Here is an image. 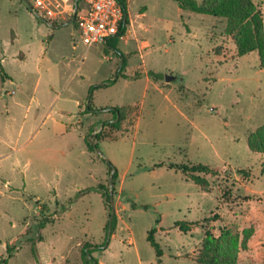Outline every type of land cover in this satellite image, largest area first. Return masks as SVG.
I'll return each mask as SVG.
<instances>
[{
    "label": "rangeland",
    "instance_id": "obj_1",
    "mask_svg": "<svg viewBox=\"0 0 264 264\" xmlns=\"http://www.w3.org/2000/svg\"><path fill=\"white\" fill-rule=\"evenodd\" d=\"M33 3L0 0V260L87 264L89 243L105 246L91 247L98 264H227L219 244L234 264H264L258 51L239 55L225 18L176 0H127L124 35L91 46ZM101 184L110 204L86 191Z\"/></svg>",
    "mask_w": 264,
    "mask_h": 264
},
{
    "label": "trees",
    "instance_id": "obj_2",
    "mask_svg": "<svg viewBox=\"0 0 264 264\" xmlns=\"http://www.w3.org/2000/svg\"><path fill=\"white\" fill-rule=\"evenodd\" d=\"M123 5L125 8V13L127 14L125 22L121 25L120 31L117 35L113 36L111 39L108 40V43L114 38L121 37L124 35L125 29L129 23L128 21V12H127V0H122ZM179 6L182 9H188L198 13H205L211 14L214 16L223 17L227 21V32L234 37V41L236 43L238 54L245 55L251 51L257 50L259 53L260 64L264 67V21L261 14V11L257 8V5L253 0H203L202 2H198L197 0H176ZM57 25L56 22H54ZM116 50L120 51L118 48ZM125 67V62L123 61L119 75H123L122 71ZM1 74L4 78H9V74L2 70ZM151 74H154L151 72ZM124 77H127L123 75ZM141 77V73H136L132 79H137ZM117 79L109 80L103 82L95 86V88L103 87V86H110L116 82ZM110 110L113 111L114 117L116 120V124H118L125 116V109L123 107L113 106L110 107ZM92 130H90V133ZM87 146L89 150H94L97 148V143H92L87 138ZM249 145L253 150L263 152L264 153V129L258 130L254 132L249 138ZM110 167V172L113 171L111 183L114 184V179L117 174V169L115 168L114 164L111 161H107ZM197 168L201 170L207 169L206 165L199 164ZM240 173H249L248 170L239 169ZM103 184L99 185L98 187H90L87 188L86 191L90 190H100L103 192L107 204H110V192L105 189ZM134 205V204H133ZM110 206V205H109ZM147 205H145L146 207ZM109 223L108 228L112 229L115 225L116 220V212L112 213L110 210L109 212ZM149 241L155 247L159 256L162 255V249L160 248L159 244L156 242L154 238V230H152L148 236ZM91 247L96 249H103L105 248L104 245H93V244H86L84 246L83 256L85 257V261L87 264H90V260L95 261V264H98V260L95 259L91 254ZM214 251H221L224 255L229 256L227 264H234L237 256L231 254V248L223 249L221 245L216 244L213 245L212 248ZM88 256V257H87ZM215 261L218 260V256L215 255ZM5 264V259L0 260V264ZM214 264H224V262H215Z\"/></svg>",
    "mask_w": 264,
    "mask_h": 264
},
{
    "label": "built area",
    "instance_id": "obj_3",
    "mask_svg": "<svg viewBox=\"0 0 264 264\" xmlns=\"http://www.w3.org/2000/svg\"><path fill=\"white\" fill-rule=\"evenodd\" d=\"M31 7L48 22L68 17L88 46L107 44L127 16L122 0H34Z\"/></svg>",
    "mask_w": 264,
    "mask_h": 264
},
{
    "label": "water",
    "instance_id": "obj_4",
    "mask_svg": "<svg viewBox=\"0 0 264 264\" xmlns=\"http://www.w3.org/2000/svg\"><path fill=\"white\" fill-rule=\"evenodd\" d=\"M175 78V76H173V75H170V74H167L166 75V80L167 81H171V80H173Z\"/></svg>",
    "mask_w": 264,
    "mask_h": 264
}]
</instances>
